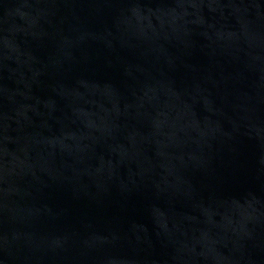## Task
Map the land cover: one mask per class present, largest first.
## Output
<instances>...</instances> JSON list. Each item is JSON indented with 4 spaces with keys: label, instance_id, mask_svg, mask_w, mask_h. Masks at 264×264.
<instances>
[{
    "label": "water",
    "instance_id": "1",
    "mask_svg": "<svg viewBox=\"0 0 264 264\" xmlns=\"http://www.w3.org/2000/svg\"><path fill=\"white\" fill-rule=\"evenodd\" d=\"M0 264H264V0H0Z\"/></svg>",
    "mask_w": 264,
    "mask_h": 264
}]
</instances>
